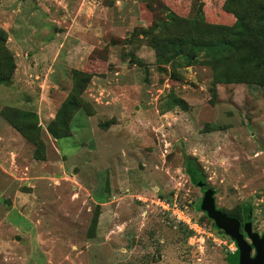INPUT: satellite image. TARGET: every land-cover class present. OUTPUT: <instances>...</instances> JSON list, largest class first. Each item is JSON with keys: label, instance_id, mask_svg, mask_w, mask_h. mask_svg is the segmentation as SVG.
I'll use <instances>...</instances> for the list:
<instances>
[{"label": "rangeland", "instance_id": "rangeland-1", "mask_svg": "<svg viewBox=\"0 0 264 264\" xmlns=\"http://www.w3.org/2000/svg\"><path fill=\"white\" fill-rule=\"evenodd\" d=\"M222 2L0 0L15 61L0 84V264H230L193 172L217 209L248 205L241 226L264 231V85L224 83L201 57L160 67L145 33L166 9L231 25ZM81 72L69 136L54 137ZM4 108L34 113L39 142Z\"/></svg>", "mask_w": 264, "mask_h": 264}, {"label": "trees", "instance_id": "trees-1", "mask_svg": "<svg viewBox=\"0 0 264 264\" xmlns=\"http://www.w3.org/2000/svg\"><path fill=\"white\" fill-rule=\"evenodd\" d=\"M154 5V2L147 4L150 8ZM222 8L234 16L231 25L206 22L199 7L195 8L192 17H182L166 9L165 17L155 21L153 29L156 30H145L149 45L155 51L156 61L160 67L166 63L189 66L201 57V62L210 65L213 71L220 72L224 83L263 86L264 0H223ZM6 37V31L0 28V84L3 85L11 83L15 69L14 58L6 46ZM192 50L193 54L190 52ZM89 79L90 74L86 72L76 77L71 94L59 106L48 125L54 137L69 136L71 116L81 107L78 95L85 89ZM2 113L25 138L33 143L39 142L34 113L12 108H4ZM192 177L196 185L204 187L198 174L193 172ZM198 209H201L200 203ZM225 212L243 221L249 216L250 206ZM96 219L95 214L93 220Z\"/></svg>", "mask_w": 264, "mask_h": 264}, {"label": "water", "instance_id": "water-1", "mask_svg": "<svg viewBox=\"0 0 264 264\" xmlns=\"http://www.w3.org/2000/svg\"><path fill=\"white\" fill-rule=\"evenodd\" d=\"M212 194L211 189L204 190L200 208L212 219L215 226L232 240L235 250L227 254V260L230 264H264V232L259 235L252 231L251 225L247 222L242 227L244 235L240 230V221L236 217L227 215L214 206Z\"/></svg>", "mask_w": 264, "mask_h": 264}, {"label": "flooded vegetation", "instance_id": "flooded-vegetation-1", "mask_svg": "<svg viewBox=\"0 0 264 264\" xmlns=\"http://www.w3.org/2000/svg\"><path fill=\"white\" fill-rule=\"evenodd\" d=\"M203 190H205V186L203 187ZM203 212H204V211H203ZM209 219H210V218H209ZM213 223H214V222H213ZM240 223H241V222H240ZM214 225H215V224H214ZM243 225H244V223H242V226H241V224H240V230H241V228L243 227ZM241 232L244 234V231H243V230H241ZM262 232H264V231H262ZM262 232H261V233H262ZM261 233H260V234H261ZM260 234H259V235H260ZM244 235H245V234H244ZM251 254L253 255V254H254V251H252Z\"/></svg>", "mask_w": 264, "mask_h": 264}, {"label": "bare ground", "instance_id": "bare-ground-1", "mask_svg": "<svg viewBox=\"0 0 264 264\" xmlns=\"http://www.w3.org/2000/svg\"><path fill=\"white\" fill-rule=\"evenodd\" d=\"M235 250V249H234Z\"/></svg>", "mask_w": 264, "mask_h": 264}, {"label": "built area", "instance_id": "built-area-1", "mask_svg": "<svg viewBox=\"0 0 264 264\" xmlns=\"http://www.w3.org/2000/svg\"><path fill=\"white\" fill-rule=\"evenodd\" d=\"M178 217V216H177Z\"/></svg>", "mask_w": 264, "mask_h": 264}]
</instances>
